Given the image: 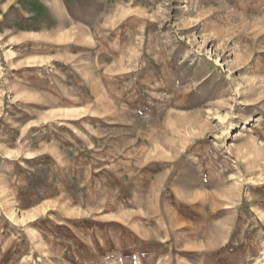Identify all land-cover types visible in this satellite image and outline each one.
I'll return each mask as SVG.
<instances>
[{
	"label": "rangeland",
	"instance_id": "rangeland-1",
	"mask_svg": "<svg viewBox=\"0 0 264 264\" xmlns=\"http://www.w3.org/2000/svg\"><path fill=\"white\" fill-rule=\"evenodd\" d=\"M0 264H264V0H0Z\"/></svg>",
	"mask_w": 264,
	"mask_h": 264
}]
</instances>
